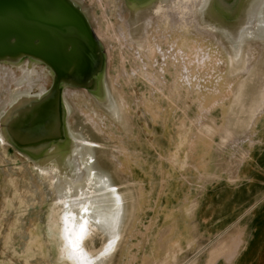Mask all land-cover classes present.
<instances>
[{
    "label": "water",
    "instance_id": "obj_1",
    "mask_svg": "<svg viewBox=\"0 0 264 264\" xmlns=\"http://www.w3.org/2000/svg\"><path fill=\"white\" fill-rule=\"evenodd\" d=\"M115 2L119 24L123 12L134 31L130 42L139 39L143 43L142 26H149L151 38L154 33L160 34L153 38L162 49L167 36L156 26L180 25L184 12L178 0ZM195 2L187 3L194 12L186 19L192 21V29L226 53L230 66L221 67V73L227 85L223 92L208 97V90L221 73L192 72L199 78L198 87L184 84L186 72L182 71L181 87H171L169 94L178 98L182 94L181 101L186 103L182 107L178 103L176 108H155L156 104H151L154 108L148 109L138 108L135 99L117 88L111 53L100 34L92 4L86 0H0V68L2 73L18 75L10 86L2 81L0 87V136L7 141L5 149H0V161L7 160L2 156L5 152L19 154L31 164L26 171L32 179L26 189L12 183L20 186V195L30 199L20 221L16 208L0 216V240L3 221L13 219L11 223L19 227L17 235L7 233L12 239L6 249L0 243V264H79V250H67L73 261L61 257L56 241L47 234V221L58 197L73 200L81 191L89 193L86 189L91 173L94 198L109 199L114 204L117 194L122 201L114 230L118 240L113 250H91L93 264H216L220 259L233 263L236 255L232 240L220 237L198 244L188 238L187 224L191 228L188 220L194 210L193 198L187 199L188 185L193 165L200 163L203 152L214 156L217 169L226 167V163L242 164L248 156L247 146L264 124V38L251 37L244 42L234 35V31L247 34L255 27L254 16L264 0H204L203 6ZM137 8L141 14H137ZM225 22L227 27L220 25ZM237 52L239 60L235 59ZM154 65L149 64L145 72ZM25 69H29V77L35 76L30 88L29 82L18 87ZM109 105L112 109L107 108ZM134 108L139 109V115ZM82 141L98 146L83 149L86 144ZM165 144L169 151H165ZM56 158L61 165L71 162L72 169L81 166L82 171L75 187L67 176L60 185L64 195L59 196L52 178L39 172ZM1 180L0 169V198ZM68 187L72 191L69 195ZM39 196L43 206L48 204L41 219V234L46 243L54 242V250L46 244V250H34V244L27 249L28 241L37 237L39 247L43 249L45 243L41 234L35 237L33 212ZM78 232L84 231L79 228ZM109 233L95 232L87 245L100 249L104 239L111 237ZM18 236L27 238L25 250L14 247L13 239ZM132 241H137V246L130 249ZM218 248L228 251L219 254Z\"/></svg>",
    "mask_w": 264,
    "mask_h": 264
},
{
    "label": "bare ground",
    "instance_id": "obj_2",
    "mask_svg": "<svg viewBox=\"0 0 264 264\" xmlns=\"http://www.w3.org/2000/svg\"><path fill=\"white\" fill-rule=\"evenodd\" d=\"M96 4H98V8L103 11V19L107 20L108 30L113 31L112 38L118 39V43L122 44L124 48H130L135 52L136 61L140 62V68L144 69L149 65H154L160 63V58L164 61L168 58L172 59L174 62V66L179 65L182 68V71L186 72V75L183 78V83L187 85H196L199 87L200 81L198 76L192 74L196 72H209L214 75L223 72L221 67H225V69L230 66V62L228 61L226 53L222 48L218 47L213 41L208 39V37H204L199 32L192 29L193 23L192 21L186 19V16L190 15L194 12L190 5L187 3L190 0H178L181 9L184 11L179 23L180 25H165L163 27L156 26V29H159L161 32H164L163 36H167V45H168V54L167 52L163 55L164 52L158 50L159 45L155 43V39L151 38L152 31L149 26H142L143 31L145 33L143 43H139V39H136L133 42H130V38L132 37V33L134 32L131 27L128 26L126 22V17H123V12L120 14V24L115 26L113 22L109 20V3L111 1L104 0H95ZM203 3L204 0H196L195 4ZM209 4L207 3V6ZM203 6V5H201ZM205 6V5H204ZM197 7V6H196ZM111 9V7H109ZM116 9V7H115ZM111 11H113L111 9ZM137 14H141L140 8L136 9ZM255 27L248 32L247 34L238 32L234 35H237L238 40H243L244 42L250 39L251 37L257 39L264 38V2L260 4V9L256 12L255 16ZM177 23V22H176ZM178 24V23H177ZM188 25V26H186ZM221 26H225V23L220 24ZM118 28V29H117ZM154 28V27H153ZM117 29V31H116ZM153 29V30H156ZM228 28H226L227 32ZM118 32V33H116ZM241 33V34H240ZM128 34V36H127ZM111 39V38H110ZM127 39V40H126ZM240 43V42H239ZM138 44L137 48L135 46ZM160 44V43H159ZM154 46V48H153ZM161 46V44H160ZM235 49H239L237 46ZM163 50V49H162ZM208 52V54H206ZM160 53V57L159 56ZM235 59H240V52H237L235 55ZM157 60V61H156ZM248 60H251L249 57ZM35 71V69H34ZM24 73L23 83L19 84L22 86L24 83H28L29 88L32 85L30 81L33 77H29V69L22 70ZM11 76L10 71H5V73L1 72L0 68V87L3 86L2 81L10 86L13 79H17L18 75ZM199 74V73H198ZM207 75V74H206ZM222 77L218 76L214 85L208 90V97H213L217 95L221 90L223 92V88L227 83ZM26 83V84H27ZM232 84L229 83V87ZM6 88V86H5ZM8 91V90H7ZM226 91H228L226 89ZM6 95H3L5 97ZM128 105V104H127ZM108 109H112V106H107ZM69 112V109H68ZM98 116V115H97ZM166 116L169 117L168 112H166ZM6 139L3 135L0 136V146L5 149ZM85 145H82L83 149L97 147L98 145L91 142L82 141ZM89 160H93L90 158ZM3 164V163H2ZM64 164V165H63ZM63 169L60 170L61 164L59 159H54L51 164H45L44 167L40 168L39 172L41 176L49 175L52 178V182L54 187L57 189L54 192L59 196L61 193L60 188L64 185V182L67 181V176H70L68 182H71L73 186L79 185L81 166H77L75 169H72L71 162L64 161ZM89 164V163H87ZM84 165V164H82ZM21 167V166H19ZM6 169V168H5ZM19 169V168H18ZM20 171V169H19ZM13 172V171H12ZM63 173V174H62ZM14 177V176H13ZM17 177V176H16ZM94 177V173L90 174V179L87 182V191L86 194L84 191H81V194L77 196V198L73 200H68L67 198L58 197L53 204V211L49 213L48 221H47V234L52 235L54 241L57 243V248L60 250L61 257L65 259L67 256L68 260L73 261L72 257L69 256V252L67 250H79L77 253L79 255L76 257L79 260V264H93L94 263V251L91 250H113L114 243L118 240L114 230L118 227V219L120 218L122 201L121 198L115 194L117 200H115L114 204L109 199L103 198H94V189L91 187V178ZM12 178V177H10ZM9 179V177H8ZM7 179V180H8ZM22 180V178H21ZM16 182V181H11ZM15 184V183H14ZM15 202H11L12 205L16 208L24 209L27 207L28 200L30 199L26 195H20L19 185H15ZM29 187V186H28ZM59 189V190H58ZM30 194L29 191H26L25 194ZM71 188L68 187L66 194H71ZM83 193V194H82ZM23 194V193H22ZM64 195V194H63ZM14 198V197H13ZM41 198V197H40ZM10 205V204H9ZM17 209V208H16ZM19 209V208H18ZM21 212V211H20ZM20 215V214H19ZM81 218V221H78V218ZM20 220V219H19ZM79 228L84 232H78ZM110 232L111 237L109 239H104L103 244L100 249H92L87 245L89 239L93 238L92 236L95 232ZM34 243H40L39 237L35 238ZM31 246L28 241L27 248L31 250ZM35 249V248H34ZM37 249V248H36ZM100 251V252H101ZM99 252V253H100Z\"/></svg>",
    "mask_w": 264,
    "mask_h": 264
},
{
    "label": "crops",
    "instance_id": "obj_3",
    "mask_svg": "<svg viewBox=\"0 0 264 264\" xmlns=\"http://www.w3.org/2000/svg\"><path fill=\"white\" fill-rule=\"evenodd\" d=\"M259 128L242 164L217 169L214 156L203 152L188 185L187 199L194 201L188 238L198 244L220 237L232 240V264H264V124ZM216 264L226 263L220 259Z\"/></svg>",
    "mask_w": 264,
    "mask_h": 264
},
{
    "label": "rangeland",
    "instance_id": "obj_4",
    "mask_svg": "<svg viewBox=\"0 0 264 264\" xmlns=\"http://www.w3.org/2000/svg\"><path fill=\"white\" fill-rule=\"evenodd\" d=\"M88 2V4H92V7L94 8V14H96L97 17V21H98V26H99V31L100 34H102V37L104 38V40L106 41V45L108 46L110 53H111V68H112V77L114 78L115 82H116V86L117 88L122 91L123 94H127L128 96H130L131 98L136 100V103L139 105L138 108L146 106V108H154V106H152L151 104H156L157 106L160 108V106L162 107H167V108H176V105L179 103L181 105V107L186 103L185 100H182V94L181 96L178 98L177 95L176 96H171L169 94L170 88L171 87H175L176 85H179L181 87V67L179 66H174V62H172L171 58L166 59V61L164 60H160V63H158V65H154L152 66V68L148 69L146 73L144 69L140 68L139 66L141 65L140 62L136 61L135 55H134V51L129 50L130 48H124L122 44L118 43V39L116 38H112L113 35V31L108 30V23L107 20L103 19V11L98 8V4H96L95 0H86ZM104 1H111L109 3V7H111V9L113 11H111V9L108 7L109 10V20L111 22H113L116 25L119 24V19L117 16V10L115 9V7L117 6V2H115V0H104ZM118 29V28H117ZM116 29V31H117ZM118 33V32H116ZM164 35V32H161ZM156 35V37H159V33H154L153 36ZM128 36V34H127ZM152 36V38H153ZM111 38V39H110ZM157 39V38H155ZM127 40V39H126ZM158 41V40H157ZM156 41V42H157ZM163 43V42H162ZM163 50L166 51L167 46L165 43ZM159 48L158 50L161 52H164L162 50V47L158 44ZM154 48V46H153ZM160 53H159V57H160ZM166 52L163 53V55ZM206 54H208V52H206ZM162 58V57H161ZM184 86V85H183ZM153 93V94H152ZM155 100V101H154ZM135 106V107H136ZM134 108V110L136 111V113L139 115V112L137 110L139 109ZM136 114V118L138 119V115ZM135 118V117H134ZM137 121V120H136ZM143 138H145L144 135H142ZM140 138V137H139ZM166 149L165 151H169L168 150V145H166ZM138 153V151H137ZM3 157H5L7 160L4 162V159H2V162L0 163V169L2 170V180H1V186H2V195L0 198V216H4L5 217V210H11L14 209L15 207L12 205L11 202H15L14 201V194L15 191L13 190L15 187L14 184H12L13 182L11 181H16L14 183H17L19 185H21V189H26L28 187V185L32 182V179L30 178L28 171H26L28 165L29 164L24 158H22L19 154L17 153H11L8 154V152H5L4 154H2ZM3 163V164H2ZM21 166V167H19ZM6 168V169H5ZM20 171H19V169ZM13 171V172H12ZM14 176V177H13ZM17 176V177H16ZM9 177V179H8ZM12 177V178H10ZM22 178V180H21ZM8 179V180H7ZM22 193H24V190L22 191ZM12 196V197H11ZM11 197V198H8ZM39 196L38 200L35 202V208L36 210L33 212V215L35 214V237L37 234H41L43 233V228H44V222H42V217L45 216L44 213L47 212L48 210V204H46V206H43V203L41 202L42 197ZM32 203V202H31ZM10 204V205H9ZM18 209V213H17V217L16 219L18 221H20V217L22 216V214L24 213V209H20V205L19 207H16ZM44 208V210H43ZM16 209V210H17ZM26 210V208H25ZM21 211V212H20ZM9 214L12 215H16L14 211H10ZM20 214V215H19ZM30 214V213H29ZM43 214V215H42ZM12 218V217H11ZM11 221H13V219L11 220H7V221H3L1 226V230H3V238L0 240L1 245L3 246L4 249H6L4 246H7V243L10 244L11 239L9 238L7 233L13 234L15 233V231L17 230L16 228L18 227V224H12ZM15 222V221H14ZM11 224L14 225L13 229L11 228ZM30 225V224H29ZM28 225V228L30 229ZM37 226V228H36ZM10 229H12L10 231ZM19 229V227H18ZM22 230V228H21ZM19 230V231H21ZM18 231V230H17ZM16 231V232H17ZM24 235L26 234V227L25 230L23 231ZM16 234V233H15ZM14 235V234H13ZM17 235V234H16ZM42 235V241H45V243L43 242V249L41 247H39L38 243L35 244L32 239L29 240L30 244H34L35 248L34 250H46L49 246L50 249L54 250V248L56 247L54 242L52 241L50 244L46 243L45 238ZM49 237L52 238V235L48 234ZM13 244L14 247H16L18 250H25L26 249V243H27V238L23 237L20 238L19 236L15 239H13ZM47 246H44V245ZM137 246V241H132L130 243V249H133ZM37 248V249H36ZM28 249V248H27ZM29 250V249H28Z\"/></svg>",
    "mask_w": 264,
    "mask_h": 264
}]
</instances>
